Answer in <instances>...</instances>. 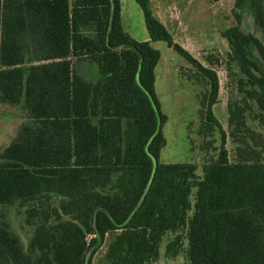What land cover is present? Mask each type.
I'll use <instances>...</instances> for the list:
<instances>
[{
	"label": "trees",
	"instance_id": "trees-1",
	"mask_svg": "<svg viewBox=\"0 0 264 264\" xmlns=\"http://www.w3.org/2000/svg\"><path fill=\"white\" fill-rule=\"evenodd\" d=\"M135 1L148 40L124 30L120 0H0V102L25 114L0 148V264H94L110 231L109 264H155L167 231L171 256L186 240L184 264H264V135L247 122L264 126V0H234L221 31L244 94L227 103V130L212 111L216 72L173 40L149 0ZM155 40L203 80L197 133L202 149L216 150L215 133L219 144L201 175L157 161L167 117ZM13 204L34 226L26 246L4 220Z\"/></svg>",
	"mask_w": 264,
	"mask_h": 264
},
{
	"label": "rangeland",
	"instance_id": "rangeland-1",
	"mask_svg": "<svg viewBox=\"0 0 264 264\" xmlns=\"http://www.w3.org/2000/svg\"><path fill=\"white\" fill-rule=\"evenodd\" d=\"M234 0H149L152 14L159 19L171 33L173 40L187 49L204 66L211 67L219 80V101L212 111L223 129L227 130V103L244 96L237 88V65L227 64L229 46L221 31L231 26V9ZM121 23L124 30L135 40H148L142 10L135 0H120ZM246 31L259 33L249 15H245L241 24ZM160 52V59L154 69V88L161 111L167 120L162 124L161 132L165 144L160 149L159 163H192L196 173L202 174V165L217 152L219 135L215 133L216 150L206 151L201 148L202 135L199 129V94L205 91L202 78L196 79L197 70L183 56L169 47L164 40L150 41ZM217 59V60H215ZM92 71L96 69L92 66ZM252 103V101H251ZM253 110L258 111L252 103ZM25 114L20 105H7L0 102V148L5 146L14 135L17 125ZM253 129L264 135L257 120L247 117ZM226 148L232 153L234 144L228 138ZM194 190V189H193ZM193 190L190 198H193ZM4 220L10 231L26 246L34 226L24 222V215L16 205L5 208ZM116 231L108 232L104 243L93 257L94 264H109L105 259L108 242ZM167 231L159 243V256L155 264H184L186 240L176 254L166 253V244L173 238Z\"/></svg>",
	"mask_w": 264,
	"mask_h": 264
}]
</instances>
